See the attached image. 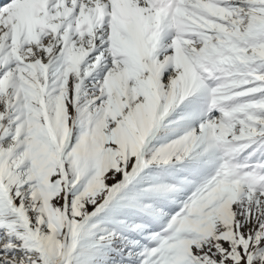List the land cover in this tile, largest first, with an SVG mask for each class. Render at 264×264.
Wrapping results in <instances>:
<instances>
[{"label":"snow or ice","instance_id":"6c2138e0","mask_svg":"<svg viewBox=\"0 0 264 264\" xmlns=\"http://www.w3.org/2000/svg\"><path fill=\"white\" fill-rule=\"evenodd\" d=\"M0 264H264V0H0Z\"/></svg>","mask_w":264,"mask_h":264}]
</instances>
